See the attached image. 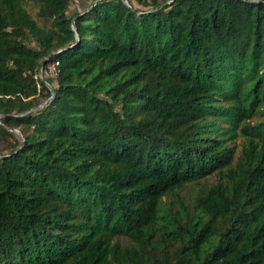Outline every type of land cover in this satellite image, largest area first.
I'll use <instances>...</instances> for the list:
<instances>
[{"label":"trees","instance_id":"16d2710c","mask_svg":"<svg viewBox=\"0 0 264 264\" xmlns=\"http://www.w3.org/2000/svg\"><path fill=\"white\" fill-rule=\"evenodd\" d=\"M27 1L0 0V264H264V0Z\"/></svg>","mask_w":264,"mask_h":264},{"label":"rangeland","instance_id":"374dc122","mask_svg":"<svg viewBox=\"0 0 264 264\" xmlns=\"http://www.w3.org/2000/svg\"><path fill=\"white\" fill-rule=\"evenodd\" d=\"M92 0H70L69 1V6H68V11H72V10H78V9H82L85 6H87ZM136 5L140 6V7H144L147 6L146 3H142V2H138V1H134ZM26 6L28 7V9L30 10V12L37 18L40 19V16L36 13V6L29 0L26 2ZM255 116L257 115H253L250 119L252 120L253 118H255ZM15 132H18L17 130H15ZM14 138L13 135H7V139L12 140ZM7 139H0V148L3 150H6L10 145L7 142ZM229 143L233 144L234 146V156H236V154L239 152L242 141H243V135L241 133H236L232 138L228 139ZM217 173L216 172H211L208 173L202 177H200L198 180L196 181H189L185 184H183L180 187V191L186 195L190 194V193H194L196 192V190L200 187V185H207L208 183H210L211 181H214L217 179Z\"/></svg>","mask_w":264,"mask_h":264},{"label":"water","instance_id":"95a60500","mask_svg":"<svg viewBox=\"0 0 264 264\" xmlns=\"http://www.w3.org/2000/svg\"><path fill=\"white\" fill-rule=\"evenodd\" d=\"M124 1H126V2L129 4L128 0H124ZM72 28L75 30V33L78 34V32H77V30H76V24H75V22H74V17L72 18ZM47 56H48V55H46V56L43 58L42 62L40 63V65H39V70H41V66H42L44 60L47 58ZM40 76H41V78H43L44 81L48 84V86H49L51 92H50V94H49L46 98H44L43 100H41V101L38 102L37 104L31 106L29 109H27V110H25V111H28V110H30V109H32V108L38 106V105L43 104L44 102H46L47 100H49V99L52 97L53 93H54V87H53L52 83H51V82H50V81H49L44 75H40ZM25 111H23V112H25ZM23 112H21V113H23ZM11 128H12V129H15V130H17V131H20V129H19L18 127H16V126H11Z\"/></svg>","mask_w":264,"mask_h":264},{"label":"built area","instance_id":"2783aa9c","mask_svg":"<svg viewBox=\"0 0 264 264\" xmlns=\"http://www.w3.org/2000/svg\"><path fill=\"white\" fill-rule=\"evenodd\" d=\"M58 62H59L58 58H52V59L47 60L45 63L42 64L41 70H39V67H38L37 74L39 76L44 75L45 77H46V74L56 75L58 72Z\"/></svg>","mask_w":264,"mask_h":264}]
</instances>
